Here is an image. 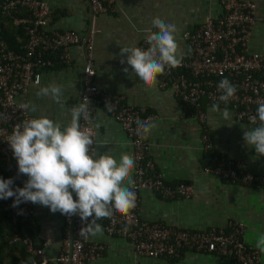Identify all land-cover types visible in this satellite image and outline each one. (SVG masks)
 <instances>
[{"label": "crops", "instance_id": "1", "mask_svg": "<svg viewBox=\"0 0 264 264\" xmlns=\"http://www.w3.org/2000/svg\"><path fill=\"white\" fill-rule=\"evenodd\" d=\"M49 14L47 27L57 30L73 29L82 34L89 22L86 0H45ZM256 6L257 15H264V0H250ZM113 9L94 16L96 32L91 41L93 82L106 92L122 96L123 102L149 114L145 123H154L147 134L149 155L154 170L168 183H190L192 193L185 199L161 198L157 194L139 192L138 213L148 221L159 220L164 224L185 229H204L210 226L224 227L228 221L243 223L242 238L245 244L256 248L264 264V252L256 243L264 234V188L245 185L238 181L220 179L204 174L202 167L210 166L215 153L239 161L254 174H264V156L246 146L244 132L254 129L245 122L236 121L229 109L220 107L213 111L212 105L201 101L205 113L202 122L183 113L180 102L168 87L155 83L145 86L137 77H131L126 54L120 48L137 47L150 32L158 31L152 25L154 18L175 25L178 56L183 50L181 33L192 30L207 17L221 12L217 0H114ZM249 48L264 52V21L258 20L248 39ZM80 47L67 49L66 59L50 63L41 70L39 83L31 86L26 102L35 105L36 111L27 110L33 118H47L66 125L70 123L69 110L78 106L82 56ZM124 68L129 71L125 72ZM59 85L63 90L61 104L50 97H38L41 87ZM228 111V118L224 110ZM89 127L100 154L107 153L119 160L121 154L132 156L131 146L118 123L103 109L101 101L92 105ZM98 125V127H97ZM205 132L211 148L202 149L199 139ZM23 176L24 182L27 180ZM32 215L27 223L34 231V240L42 248L44 264H55L62 238L63 223L60 212L31 203ZM102 220V219H101ZM97 223L101 225L102 221ZM89 241L102 245L97 258L89 264H236L230 258L209 253L181 249L176 256L146 257L131 253L129 242L118 236L102 233L87 234Z\"/></svg>", "mask_w": 264, "mask_h": 264}, {"label": "built area", "instance_id": "2", "mask_svg": "<svg viewBox=\"0 0 264 264\" xmlns=\"http://www.w3.org/2000/svg\"><path fill=\"white\" fill-rule=\"evenodd\" d=\"M113 1L86 0L89 22L85 32L80 34L73 29L48 28L49 10L45 0H0V18H10L12 26L21 27V35L14 36L15 47L0 38V160L9 168L16 186L23 187V174H18L16 159L7 142L16 125L33 118L27 110L20 109L19 104L26 102L27 91L39 83L42 68L50 66L53 57L55 62L64 61L67 49L78 46L82 56L78 105L88 100L90 114L92 105L101 101L103 109L125 134L135 160L132 183L128 185L136 194L135 207L127 214L114 213L102 219L103 233L126 239L131 253L138 256L173 257L181 249H188L230 258L236 264H262L258 250L244 243V226L238 220L228 221L224 227L185 229L139 216L140 191L153 192L164 199H185L191 195L192 186L182 181L168 183L154 170L146 134L138 128L149 114H143V110L124 103L121 95L106 92L93 82L91 41L96 32L93 19L113 9ZM217 2L221 8L219 14L181 33L184 45L179 55L181 63L175 68L166 67L156 83L159 87H168L180 102L183 113L198 122L205 119L201 107L204 101L207 105L217 104L229 109L236 121L255 128L259 120L254 121L253 117L259 104L264 102V52L250 49L248 39L255 22L264 21V15H257L256 6L250 0ZM137 47L146 49L149 45L142 40ZM225 78L237 89L227 103L219 99L222 91L218 89L219 82ZM106 103H110L112 111L106 109ZM88 120L82 118L80 128L92 135ZM199 139L203 150L211 148L205 132L200 133ZM201 171L220 179L264 188V174H254L239 161L218 153L213 155L212 164L202 167ZM73 199H76L75 193ZM8 210L12 222L17 217L23 219L32 213L31 202H23L15 208L11 205ZM61 219L64 232L54 263L89 264L95 260L102 245L89 241L87 234H80L86 222L78 215L61 214ZM25 245L38 260L37 264H44L42 248H34L28 239Z\"/></svg>", "mask_w": 264, "mask_h": 264}, {"label": "clouds", "instance_id": "3", "mask_svg": "<svg viewBox=\"0 0 264 264\" xmlns=\"http://www.w3.org/2000/svg\"><path fill=\"white\" fill-rule=\"evenodd\" d=\"M152 25L158 31L146 36L149 47L120 48L121 55L126 54V61L122 59L121 63L126 62L131 68L130 76L137 77L147 87L156 83L166 67L175 68L181 63L175 25L158 17L153 19ZM124 71L129 69L124 68ZM218 89L222 91L219 99L225 103L237 90L227 78L219 82ZM36 94L61 104L63 90L59 85H49L39 88ZM88 105L87 100L73 106L69 110L71 121L66 125L40 116L14 127L7 142L16 159L18 174L25 175L27 180L23 187L13 188V179L0 178V200L13 198L14 208L31 202L46 206L53 213L78 215L86 222L80 234L94 237L102 233L98 220L110 218L114 213L127 214L135 207L136 194L128 186L132 183L135 160L129 154H121L117 160L107 153H99L91 133L80 128L79 121L90 118ZM105 107L109 112L113 110L110 103ZM19 108L37 110L28 102L20 103ZM218 108L219 105H212L213 111ZM224 116L228 118L227 109ZM257 118L259 126L244 132L243 140L258 156H264V102L259 104L253 120ZM154 127V123L138 124L143 134ZM256 247L264 252V234L259 236Z\"/></svg>", "mask_w": 264, "mask_h": 264}, {"label": "trees", "instance_id": "4", "mask_svg": "<svg viewBox=\"0 0 264 264\" xmlns=\"http://www.w3.org/2000/svg\"><path fill=\"white\" fill-rule=\"evenodd\" d=\"M15 35H21V27L12 26L10 18H0V38L5 40L10 47H15ZM46 67L51 66H45L42 70ZM0 178L13 179L9 168L4 166L2 160H0ZM15 187L17 186L14 181L13 188ZM12 199L0 200V264H37L38 260L26 250L25 245L28 239L34 248L40 247L34 240V231H29L27 224L32 213L23 219L17 217L12 222L8 213L9 206L13 203Z\"/></svg>", "mask_w": 264, "mask_h": 264}]
</instances>
